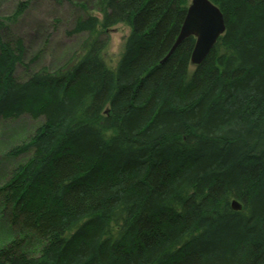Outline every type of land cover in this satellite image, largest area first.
<instances>
[{
  "label": "trees",
  "instance_id": "16d2710c",
  "mask_svg": "<svg viewBox=\"0 0 264 264\" xmlns=\"http://www.w3.org/2000/svg\"><path fill=\"white\" fill-rule=\"evenodd\" d=\"M211 1L199 64L192 35L167 56L190 0H77L80 53L24 78L29 0L0 17V120L42 121L0 160V264H264V0Z\"/></svg>",
  "mask_w": 264,
  "mask_h": 264
},
{
  "label": "rangeland",
  "instance_id": "374dc122",
  "mask_svg": "<svg viewBox=\"0 0 264 264\" xmlns=\"http://www.w3.org/2000/svg\"><path fill=\"white\" fill-rule=\"evenodd\" d=\"M18 1L0 0V17L10 16ZM77 3V0H29L25 13L17 21L8 23L5 35L22 36L27 48L24 63L29 64H19L16 76L24 78L39 66L53 68L62 65L72 54L80 53L79 47L84 36L66 34L80 13ZM129 31L128 24L119 23L101 34L106 41L105 57L108 62L115 63ZM33 59L36 62L31 63ZM41 122L28 116L0 120V160L5 162L6 167L16 163L6 155L8 151L34 135Z\"/></svg>",
  "mask_w": 264,
  "mask_h": 264
},
{
  "label": "water",
  "instance_id": "95a60500",
  "mask_svg": "<svg viewBox=\"0 0 264 264\" xmlns=\"http://www.w3.org/2000/svg\"><path fill=\"white\" fill-rule=\"evenodd\" d=\"M224 30V17L217 5L211 0H190L180 31L167 56L186 37L192 35L195 37V44L190 61L192 64H199ZM230 205L235 210L242 209V204L236 199Z\"/></svg>",
  "mask_w": 264,
  "mask_h": 264
}]
</instances>
